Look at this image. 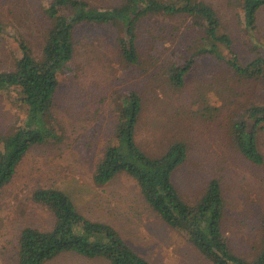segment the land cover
<instances>
[{
  "label": "rangeland",
  "instance_id": "1",
  "mask_svg": "<svg viewBox=\"0 0 264 264\" xmlns=\"http://www.w3.org/2000/svg\"><path fill=\"white\" fill-rule=\"evenodd\" d=\"M85 1L95 8H110L121 2ZM202 1L217 14L219 31L229 37L239 63L259 53L264 56V9L258 12L253 31L244 25L243 0ZM45 7V0H0V23L4 27L0 72L13 68L21 55L20 43L28 46L36 60L42 59L44 38L51 25ZM120 28L77 29L73 60L58 74L52 113L54 134L26 153L12 180L0 190V264H16L17 239L23 229L52 230L54 217L31 198L33 192L45 188L65 194L88 220L115 228L150 264H210L182 233L159 219L132 178L121 174L102 188L94 182L95 166L104 150L117 143L115 127L123 109L130 105L131 94L139 102L133 133L137 148L156 159L171 144L183 143L185 161L171 178L178 198L194 207L207 184L218 181L223 201L220 227L228 248L246 262L257 260L264 235V131L257 135L263 164L256 165L234 146L231 127L234 121L246 118L250 106L264 105V86L259 81L234 77L222 67L216 72L218 65L213 59L201 58L182 88L176 90L164 76L167 69L186 47L204 44L202 33L191 20L154 16L140 22L135 34L138 62L133 66L120 56ZM222 52L231 58L224 49ZM24 113L25 106L17 94L0 91V137L12 135L24 123ZM118 186L121 191H114ZM80 259L61 254L44 264H109L104 259Z\"/></svg>",
  "mask_w": 264,
  "mask_h": 264
},
{
  "label": "trees",
  "instance_id": "2",
  "mask_svg": "<svg viewBox=\"0 0 264 264\" xmlns=\"http://www.w3.org/2000/svg\"><path fill=\"white\" fill-rule=\"evenodd\" d=\"M45 1L48 7L44 13L51 25L44 38L42 59L36 60L28 46L20 43L21 55L15 59L13 68L0 72V91L14 92L25 106L24 123H20L12 135L0 137V190L12 180L26 153L50 140L54 134L52 113L59 89L58 74L73 60L78 28L121 27L123 37L117 39L119 53L127 65L133 66L138 62L135 34L140 22L154 16L188 19L202 33L201 42L204 44L186 47L169 66L164 76L172 88H182L185 77L201 58L213 59L218 65L216 72L224 68L234 77L259 81L264 86V56L259 53L246 63H239L231 50L229 37L219 31L217 14L202 0H121L118 6L110 8H95L85 0ZM262 9L264 0L242 1L247 30L256 29L258 12ZM3 32L0 23V36ZM222 49L231 58L227 59ZM191 50L193 53L190 54ZM186 54L190 56L183 59ZM128 97L130 105L121 112L114 131L117 143L106 147L95 166V184L106 185L121 174L132 178L144 201L159 219L170 229L182 233L186 242L210 264H264V235L257 260L246 262L230 252L220 227L223 201L218 181L211 180L207 184L204 195L194 207L178 198L171 178L174 170L185 161L183 143L171 144L166 153L156 159L148 158L137 148L133 133L139 102L134 94ZM245 117L234 121L231 127L234 146L247 161L262 165L257 135L264 131V105L250 106ZM31 198L46 208L55 222L49 232L34 228L20 231L16 264H44L61 254L87 260L104 259L109 264H150L136 254L110 225L82 216L62 192L39 189ZM261 227L264 232V220Z\"/></svg>",
  "mask_w": 264,
  "mask_h": 264
},
{
  "label": "crops",
  "instance_id": "3",
  "mask_svg": "<svg viewBox=\"0 0 264 264\" xmlns=\"http://www.w3.org/2000/svg\"><path fill=\"white\" fill-rule=\"evenodd\" d=\"M99 186H101V185H99ZM105 186H109V184L102 185V186H101V188H102V187H105ZM135 187H137V186L135 185ZM119 189H120V186H118L117 188H115V190H114V191H118V192H120V191H121V189H120V190H119ZM115 195H116V196H115V197H116V199H121V197H122V196H120V195H117V194H115ZM124 197H125V196H124ZM124 199H126V198H124ZM93 222H94V221H93ZM101 223H104V222H101ZM108 225H109V224H108ZM113 229H115V228H113ZM115 230H116V229H115ZM116 231H117V230H116ZM79 259H80V258H79ZM80 260L86 261L87 259H80Z\"/></svg>",
  "mask_w": 264,
  "mask_h": 264
}]
</instances>
